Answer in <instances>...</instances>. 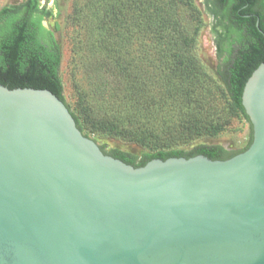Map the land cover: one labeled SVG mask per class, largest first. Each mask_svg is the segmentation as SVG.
Masks as SVG:
<instances>
[{"label": "water", "instance_id": "1", "mask_svg": "<svg viewBox=\"0 0 264 264\" xmlns=\"http://www.w3.org/2000/svg\"><path fill=\"white\" fill-rule=\"evenodd\" d=\"M241 102L242 152L134 167L50 90L0 84V264H264V62Z\"/></svg>", "mask_w": 264, "mask_h": 264}, {"label": "trees", "instance_id": "2", "mask_svg": "<svg viewBox=\"0 0 264 264\" xmlns=\"http://www.w3.org/2000/svg\"><path fill=\"white\" fill-rule=\"evenodd\" d=\"M211 3V14L218 18L219 25L224 22L219 39L223 58L218 74L228 97V108L244 118L251 129L249 141L240 150L226 153L219 144L203 143L187 150L177 147L203 135H216L228 124L222 115L215 118L204 114L197 96L198 87L209 77L191 51L194 38L186 33L181 20L180 10L191 6V0H97L95 7L102 12L98 18L100 28L121 35L136 27L140 38L167 46L168 59L163 63L159 60L162 78L155 82L156 86L144 69L141 75L134 74L132 61L121 60L116 43H103L106 61L101 66L105 75L101 76L97 92L81 93V110L77 112L65 102L59 76L60 46L53 33L43 26L44 13L39 11L38 2L27 0L19 6H3L0 84L50 90L65 103L85 136L104 134L145 147L148 151L136 159L121 149L104 150L99 146L103 153L134 167L154 158H188L198 154L227 159L245 150L252 140V126L241 97L246 80L264 62V0ZM155 86L160 90L154 92ZM96 95L109 105V110L101 115L95 114L91 104ZM186 106L193 107L188 110Z\"/></svg>", "mask_w": 264, "mask_h": 264}, {"label": "rangeland", "instance_id": "3", "mask_svg": "<svg viewBox=\"0 0 264 264\" xmlns=\"http://www.w3.org/2000/svg\"><path fill=\"white\" fill-rule=\"evenodd\" d=\"M26 1L0 0V8L19 6ZM36 1L39 11L44 13L43 26L53 33L60 46L59 76L62 93L72 111L81 110V93L97 92L101 76L105 75L104 66H101V63L106 61H103L105 56L103 43H116L122 54L121 60L132 61L131 69L134 74L141 75L144 69L146 76L153 78V83L162 78V71L158 65L159 60L163 63L168 59L167 46L140 38L136 27L121 35L106 32L98 23L102 12L95 7L97 0ZM191 3V6H185L180 10L181 20L186 33L194 38L191 51L198 57L209 77L203 86L198 87L197 96L202 109L206 111L203 110L204 114L215 118L222 115L228 119V124L216 135H203L187 143L178 144L177 147L187 150L200 143L219 144L226 153H231L247 144L251 129L244 118L229 110L228 97L219 78L218 71L223 58L219 39L224 22L219 25L218 18L211 14L210 9L213 7L211 0H191ZM155 85L158 86L157 83ZM156 86L153 87L156 88L153 89L154 92L160 90ZM91 104L95 114L101 115L109 110L107 101L99 99L98 95L93 98ZM186 107L189 110L193 106ZM89 137L99 146H103L104 150L121 149L131 153L136 159L148 151L136 143L114 139L104 134L90 133Z\"/></svg>", "mask_w": 264, "mask_h": 264}]
</instances>
